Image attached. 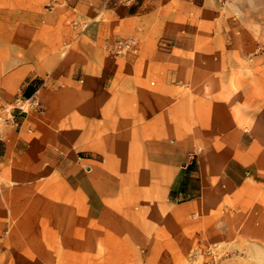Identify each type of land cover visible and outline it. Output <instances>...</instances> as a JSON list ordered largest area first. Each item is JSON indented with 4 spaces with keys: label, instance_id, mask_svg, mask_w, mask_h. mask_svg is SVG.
I'll use <instances>...</instances> for the list:
<instances>
[{
    "label": "rangeland",
    "instance_id": "rangeland-1",
    "mask_svg": "<svg viewBox=\"0 0 264 264\" xmlns=\"http://www.w3.org/2000/svg\"><path fill=\"white\" fill-rule=\"evenodd\" d=\"M121 3L0 0V264H264V0Z\"/></svg>",
    "mask_w": 264,
    "mask_h": 264
},
{
    "label": "crops",
    "instance_id": "crops-1",
    "mask_svg": "<svg viewBox=\"0 0 264 264\" xmlns=\"http://www.w3.org/2000/svg\"><path fill=\"white\" fill-rule=\"evenodd\" d=\"M81 1V0H67V2L72 3V6H76V4ZM100 3V6L105 8V9H111L110 6H116L119 7L121 6V0H97ZM118 5V6H117ZM170 50H174L177 52H184V53H192L195 50V43L188 39V38H184V37H175L173 38L170 42ZM255 47L253 48V50L250 53V56L252 59L254 58H259V57H253L252 54L254 52ZM160 50V49H159ZM156 53V62H163L164 60H166L168 58V55H165V53H162L161 50ZM241 166H239L238 164L235 163H228L224 169L223 172L225 174V176L233 183H237L238 181H241ZM105 175H103L102 173H99L97 175H95V177L102 178ZM94 177V178H95ZM105 178V177H104ZM90 193L92 194L94 200H96V187H94L92 184L87 185ZM178 206H182V205H178ZM94 209H96V207H94ZM93 212V209L91 210Z\"/></svg>",
    "mask_w": 264,
    "mask_h": 264
},
{
    "label": "built area",
    "instance_id": "built-area-1",
    "mask_svg": "<svg viewBox=\"0 0 264 264\" xmlns=\"http://www.w3.org/2000/svg\"><path fill=\"white\" fill-rule=\"evenodd\" d=\"M124 47H128L127 44H123ZM253 57H259L262 59V64H264V43H259L255 46L254 52L252 54ZM190 159L192 160L193 157L190 156Z\"/></svg>",
    "mask_w": 264,
    "mask_h": 264
}]
</instances>
